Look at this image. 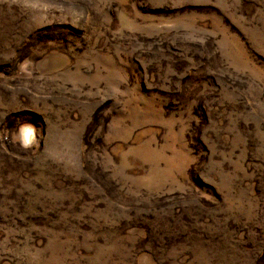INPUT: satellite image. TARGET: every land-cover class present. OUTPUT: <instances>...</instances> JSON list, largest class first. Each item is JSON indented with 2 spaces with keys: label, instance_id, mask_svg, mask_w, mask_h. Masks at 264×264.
Instances as JSON below:
<instances>
[{
  "label": "rangeland",
  "instance_id": "rangeland-1",
  "mask_svg": "<svg viewBox=\"0 0 264 264\" xmlns=\"http://www.w3.org/2000/svg\"><path fill=\"white\" fill-rule=\"evenodd\" d=\"M0 264H264V0H0Z\"/></svg>",
  "mask_w": 264,
  "mask_h": 264
}]
</instances>
